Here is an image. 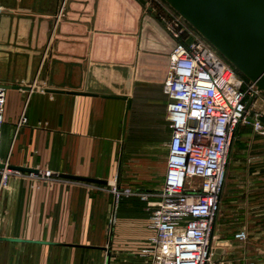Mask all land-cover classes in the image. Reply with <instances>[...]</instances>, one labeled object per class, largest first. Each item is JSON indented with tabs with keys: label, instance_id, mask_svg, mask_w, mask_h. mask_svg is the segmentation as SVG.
Returning <instances> with one entry per match:
<instances>
[{
	"label": "crops",
	"instance_id": "obj_1",
	"mask_svg": "<svg viewBox=\"0 0 264 264\" xmlns=\"http://www.w3.org/2000/svg\"><path fill=\"white\" fill-rule=\"evenodd\" d=\"M144 1L0 0L1 160L137 191L115 202L112 185L12 176L0 200V264H108L117 252L144 264L156 199L143 196L165 181L164 83L181 42L176 11ZM223 232L215 219L217 260L245 264L219 242Z\"/></svg>",
	"mask_w": 264,
	"mask_h": 264
},
{
	"label": "built area",
	"instance_id": "obj_2",
	"mask_svg": "<svg viewBox=\"0 0 264 264\" xmlns=\"http://www.w3.org/2000/svg\"><path fill=\"white\" fill-rule=\"evenodd\" d=\"M198 35L177 42L170 54L164 90L172 135L163 187L143 196L156 199L149 224L155 235L142 251L145 264H221L213 259V230L232 136L250 118L264 134V93ZM4 104L0 87V137ZM24 122L22 116L19 125ZM0 165V190L12 176L53 178L50 171L12 170L1 158ZM235 238L242 241L246 234L238 232Z\"/></svg>",
	"mask_w": 264,
	"mask_h": 264
},
{
	"label": "rangeland",
	"instance_id": "obj_3",
	"mask_svg": "<svg viewBox=\"0 0 264 264\" xmlns=\"http://www.w3.org/2000/svg\"><path fill=\"white\" fill-rule=\"evenodd\" d=\"M176 15L178 24L176 30L181 41L188 42L199 36L177 12ZM182 26L186 29L180 34L178 31ZM33 181L49 184L54 179L36 178ZM8 182L0 190V200L3 199ZM107 190L115 202L137 193L135 189L129 187L111 186ZM216 219L222 220L224 228V237L222 236L223 239L219 242L241 251L245 264H264V134L248 121L239 123L232 136L225 183ZM237 229L241 230L239 232H245L244 240L231 238L232 232ZM107 262L138 264L126 252L113 253ZM143 263L145 264L146 260Z\"/></svg>",
	"mask_w": 264,
	"mask_h": 264
},
{
	"label": "water",
	"instance_id": "obj_4",
	"mask_svg": "<svg viewBox=\"0 0 264 264\" xmlns=\"http://www.w3.org/2000/svg\"><path fill=\"white\" fill-rule=\"evenodd\" d=\"M145 3L144 0H141ZM186 20L229 63L264 93V0H164ZM19 89V86H13ZM28 89L29 88H23ZM70 94L93 95L90 93ZM111 98V97H110ZM118 98V97H116ZM130 101L126 97H121ZM126 116L124 118L125 127ZM252 122V119H249ZM3 165H0L2 168ZM10 169L39 174L32 168L9 166ZM96 185L113 182L69 174L53 176ZM217 253V252H216ZM214 260L217 255L214 254Z\"/></svg>",
	"mask_w": 264,
	"mask_h": 264
}]
</instances>
